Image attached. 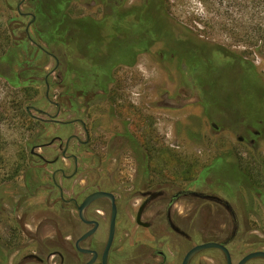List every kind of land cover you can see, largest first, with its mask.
<instances>
[{
	"label": "flooded vegetation",
	"instance_id": "obj_1",
	"mask_svg": "<svg viewBox=\"0 0 264 264\" xmlns=\"http://www.w3.org/2000/svg\"><path fill=\"white\" fill-rule=\"evenodd\" d=\"M42 1L40 4L41 0H19L18 25L25 39L45 55L41 59L47 60L43 69L38 67L43 75H38L35 69L29 77L46 84L44 97L51 111L36 105H28L26 111L35 122L56 125L57 131L49 143L32 149L28 163L31 166L16 170L12 179L17 178L18 185L8 187L9 191L4 190L5 186L0 191V264H183L193 247L207 242L224 245L233 264L249 253L264 251L254 248L241 253L238 259L232 252L239 216L229 196L234 190H258L248 183L236 162L230 160L231 153L217 159L236 165L238 184L233 190L222 188L224 181L219 176V183L205 190L200 189L198 179L195 182L183 181V176L178 179L168 168L167 141L154 128L152 122L156 118L145 108H150V103L143 105L132 93H127L126 83L131 77L125 70L136 67L139 56L150 53L161 41L162 36L150 35V19H144L143 30L140 28L147 49L133 52L126 62L113 66L109 77L101 78L96 69L107 64L111 57L99 55L93 50L95 47L87 49L83 38H90L89 33L95 31L104 35L113 33L117 38H124L127 33L129 42L132 34L133 43L136 30L133 12L127 16V23H79L85 14H78L74 7L76 0H70L66 8L69 17L58 25L67 34L58 35L51 19V0ZM125 4L112 11L116 20L121 12L129 11ZM171 32L184 38L182 51L173 54L164 50V53L174 56L169 64L175 65L201 101L204 95L228 94V86L246 73L235 69L250 66L236 56L217 59L213 56L215 46L189 39L174 24ZM219 63L230 69L227 75L218 71ZM167 69L161 66L164 77ZM56 71L58 81H53ZM244 81L249 84L257 81L264 94L262 76L248 72ZM62 83L65 88L60 89ZM168 95L166 90L161 92L156 109H167L163 105ZM205 120L203 117L201 123ZM215 120L207 119L212 133L222 124ZM239 123L248 126L252 134L239 137V142L264 141L261 117L252 123L248 115L242 116ZM176 124L178 132L172 139L175 143L182 142L183 137L200 140L201 135L196 132L198 124L187 129L181 122ZM76 126L82 133L73 130ZM45 146L56 149L48 156L36 151ZM19 175L23 182L19 183ZM260 193L264 195V191ZM201 211H211L214 221L232 223L233 230L224 226L220 231L202 232ZM214 252L220 253L222 264H228L225 252L218 247L197 252L187 264H209L206 261L214 264ZM252 263L264 264V257H253L245 264Z\"/></svg>",
	"mask_w": 264,
	"mask_h": 264
},
{
	"label": "rangeland",
	"instance_id": "obj_2",
	"mask_svg": "<svg viewBox=\"0 0 264 264\" xmlns=\"http://www.w3.org/2000/svg\"><path fill=\"white\" fill-rule=\"evenodd\" d=\"M18 1L0 0V172L4 178L0 191L5 186L4 190L9 191L13 184L18 185L17 178L12 179L17 174L15 171L31 166L28 163L32 149L36 145L49 143L57 131L56 125L35 122L26 111L28 105L51 111V105L44 97L46 84L43 80L29 77L35 69L38 75H43L38 67L43 69L47 60L44 62L41 59L45 55L37 52L19 28L18 20L21 17L17 12ZM124 3L147 7L148 0H76L74 7L78 14L99 19L113 8L125 7L122 6ZM166 5L172 24L180 28L184 35L191 34L216 49L221 47L244 57L264 77V0H166ZM168 33L176 36L171 31ZM182 45L183 42L167 44L160 41L150 53L141 54L137 66L125 70L131 77L126 83L127 93H132L143 105L150 103V108H145L156 118L152 124L167 141L166 159L175 177L179 179L183 176V181L194 182L198 179L199 187L203 190L212 188L223 178L222 188L233 190L238 184L236 165L221 158L217 160L224 153H231L230 160L236 162L248 183L258 190H234L229 196L239 216L237 235L231 245L234 257L238 259L241 253L254 248L264 250V195L260 193L264 191V141L255 144L239 142V137L252 135L248 126L239 123L242 116L248 115L252 123L257 117L264 120L263 89L257 81L245 83L248 71L240 66L235 71L246 73L228 86V94L204 95L201 101L198 93L190 90L181 78L175 65L169 64L174 56L164 53V50L181 53ZM161 66L168 67L167 77L162 74ZM218 67V71H224L225 75L230 71L226 65L219 63ZM52 77L53 81H58V72ZM64 87L62 83L60 89ZM164 90L169 92L163 105L167 109H156ZM55 93L58 91L55 90ZM203 117L206 120L202 124ZM208 118L222 122L214 133L211 132ZM177 122H181L186 129L198 124L196 132L200 133V140L191 141L183 137L182 142L175 143L172 139L178 132ZM76 127L73 130L82 133L81 128ZM53 149L56 146H45L36 151L48 156ZM20 175L19 183L23 182ZM12 180L16 182L12 183ZM210 213L201 211L199 227L202 232L220 231L224 226L233 230L232 223L214 221ZM48 234L51 236V231ZM214 254V264H222L220 253Z\"/></svg>",
	"mask_w": 264,
	"mask_h": 264
},
{
	"label": "trees",
	"instance_id": "obj_3",
	"mask_svg": "<svg viewBox=\"0 0 264 264\" xmlns=\"http://www.w3.org/2000/svg\"><path fill=\"white\" fill-rule=\"evenodd\" d=\"M70 0H51V12L53 13L51 15V19H53V24L55 27V32L59 35H66L67 30L65 28H59L58 25L62 22H65V20L69 17L68 12H66V8L68 6ZM43 1L41 0L40 4H42ZM42 6V5H40ZM126 8L129 9V11L126 13H120L118 20H116V17L112 14V11H116L120 8H113L108 12L104 17L102 18H95L89 15H84V18L79 19L77 22H89V24H114L119 22V24L127 23V16H130V13L133 12L135 15V26L136 30L134 31V41L132 43V34H131V41L129 42V37L127 33H125L126 37L124 38H117L116 34L109 33V35H104L103 33L99 31H95L94 33H89L91 36L90 38H83V42L86 44L87 49L91 50V47H95L93 49L94 51L98 52L101 56H110L111 60L107 64L98 65L96 72L99 77L103 78L105 76H110V72H112L113 66L121 63L126 62V59L128 56L133 54V52H137L138 50H144L147 49V46L144 44V40L141 37L143 36L141 34V29L143 30V24H145L144 19H150L149 23L151 26L150 28V35L153 37L162 36L160 38L161 41H168V42H174V44L178 42L184 43V38L182 37H173L170 36L168 31H171V25H172V19L170 18V15L167 10L166 0H148L147 7L143 4L138 5H128ZM141 28V29H140ZM159 34V35H157ZM189 39H198L195 36H190L191 34H187ZM96 39V40H95ZM93 40V41H91ZM116 40H119V42L116 43ZM166 40V41H165ZM97 41V42H95ZM202 41V40H201ZM168 44V43H167ZM118 46V47H117ZM216 50V51H215ZM236 56L241 58V61L248 62L244 59V57L235 54L233 52H230L228 50H225L221 47H214L213 56L217 59L220 56ZM128 60V59H127ZM249 67L245 68L244 70L248 72H255L256 74L263 77L261 73L258 72L257 68L253 63H250ZM264 79V77H263ZM65 86V84H64ZM65 88V87H64ZM2 156H0L1 161ZM218 160V159H217ZM16 174V171H15ZM16 176V175H15ZM14 176V177H15ZM12 177V178H14ZM4 178L1 177L0 172V186L3 184Z\"/></svg>",
	"mask_w": 264,
	"mask_h": 264
},
{
	"label": "water",
	"instance_id": "obj_4",
	"mask_svg": "<svg viewBox=\"0 0 264 264\" xmlns=\"http://www.w3.org/2000/svg\"><path fill=\"white\" fill-rule=\"evenodd\" d=\"M114 224V222L112 223V225ZM211 247H218L221 248L227 257V263L228 264H233L232 258H231V254L229 252V250L222 244L216 243V242H207V243H203L200 244L198 246L193 247L186 255L183 264H187L188 261L191 259V257L196 254L197 252L204 250L206 248H211ZM262 256L264 257V251H257V252H253V253H249L248 255H246L238 264H245L248 260H250L253 257H259Z\"/></svg>",
	"mask_w": 264,
	"mask_h": 264
}]
</instances>
